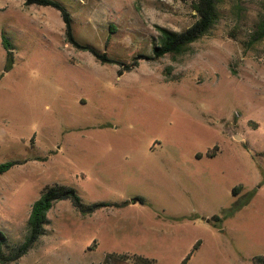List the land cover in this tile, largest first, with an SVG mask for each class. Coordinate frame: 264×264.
<instances>
[{"label": "rangeland", "instance_id": "1", "mask_svg": "<svg viewBox=\"0 0 264 264\" xmlns=\"http://www.w3.org/2000/svg\"><path fill=\"white\" fill-rule=\"evenodd\" d=\"M57 1L71 14L77 41L118 64L68 44L59 11L0 0V165L19 163L0 176L4 252L25 241L44 187H72L83 203H97L101 184L115 189L119 179L95 174L96 157L144 155L155 147L153 153L188 162L216 157L203 168L217 177L216 200H204L200 211L221 221L203 225L212 227L217 249L229 252L224 264L264 257V39L256 40L264 0H220L213 30L184 54L162 58L154 55L159 29H189L195 0ZM3 33L14 48L8 71ZM237 202L246 208L227 217ZM145 208L141 238L124 243L102 229L98 214L83 216L70 201L57 202L46 234L10 264H103L120 250L181 264L189 243L172 254L166 246L175 243L164 234L178 224L159 207ZM200 255L188 264H202Z\"/></svg>", "mask_w": 264, "mask_h": 264}, {"label": "crops", "instance_id": "2", "mask_svg": "<svg viewBox=\"0 0 264 264\" xmlns=\"http://www.w3.org/2000/svg\"><path fill=\"white\" fill-rule=\"evenodd\" d=\"M154 150L155 147H151V153L132 157L118 155L96 157L98 169L95 170V174L100 177L105 175L119 179L115 189L101 184V193L96 200L97 203L126 204L122 207H104L89 216L98 214L100 222L104 224L102 229L106 228L108 235L115 233L118 236L122 235L116 241L134 242L139 241L138 238H141L142 232L140 227L145 226V222L148 221L145 207L148 204L159 207L168 219L178 224V227L164 233L167 236L165 241L175 243L166 246L168 252L173 254L177 249L183 248L184 242L189 243L186 258L200 243L193 255L201 254L202 264H224L228 261L229 252L224 253L217 249L216 239L211 236L212 227L203 225L211 226L209 220L217 215L204 214L200 211L204 200L209 203H214L216 200V197H213V190L218 188L217 177H214L213 171L203 169L214 164L216 157L200 156L188 162L183 160V155H161L153 153ZM105 187H107L106 192ZM183 190L188 194L186 200ZM205 190H210L212 195L203 196ZM240 192L241 190L238 191V195ZM139 198L144 199L145 203L133 201ZM120 252L123 253L113 252V254L130 255L123 250ZM131 256L148 257V255L145 257L136 254ZM248 258L252 262L253 257L248 256ZM244 259H246L245 256L242 259L239 258L237 262L244 264Z\"/></svg>", "mask_w": 264, "mask_h": 264}, {"label": "trees", "instance_id": "3", "mask_svg": "<svg viewBox=\"0 0 264 264\" xmlns=\"http://www.w3.org/2000/svg\"><path fill=\"white\" fill-rule=\"evenodd\" d=\"M220 0H195L192 5V9L196 14V22L186 31L177 33L160 28L159 45L154 48V55L157 58H162L166 55L179 56L184 54L189 47L207 36L214 28L218 20V2ZM24 4L27 7L39 6V7H51L61 13L63 22L65 24V37L66 42L76 48L79 51L89 52L93 54L102 64H118L116 60H113L107 56L106 53L100 54L90 45H83L79 43L74 35L73 21L68 9L57 0H24ZM264 39V19L260 22L257 32L256 40ZM2 46L6 51L7 65L5 70H11L14 65V52L13 44L10 39L3 33L2 34ZM129 70V69H127ZM123 73H120L122 75ZM19 163L6 162L0 165V176L6 174ZM242 190L241 187H236L233 190L235 196L238 195V191ZM68 200L72 206L83 216H89L94 214L97 210L104 207H122L123 204H108V203H95L87 205L83 203L81 197L77 191L68 186L53 185L46 186L41 192L40 198L32 205L31 213L28 220V235L25 241L17 247L9 249L8 254L4 252V248L8 247L7 237L4 233L0 232V263L10 264L15 263L26 256L39 242L40 238L46 234L45 226L49 225L48 213L54 207L57 202ZM133 201H139L145 203L142 198L134 199ZM244 206L237 202L234 207L228 210L227 217L232 216L235 211L241 209ZM211 222H220L221 218L216 216L210 219ZM200 243H198L193 251L183 260L181 264H188L192 258L193 252L198 249ZM124 257V258H123ZM125 257H132L127 259ZM112 260L115 264H155L154 260H149L140 256H128L110 254L106 256L103 264H112ZM253 264H264L263 256H256L252 259Z\"/></svg>", "mask_w": 264, "mask_h": 264}, {"label": "water", "instance_id": "4", "mask_svg": "<svg viewBox=\"0 0 264 264\" xmlns=\"http://www.w3.org/2000/svg\"><path fill=\"white\" fill-rule=\"evenodd\" d=\"M237 139H238V137H237Z\"/></svg>", "mask_w": 264, "mask_h": 264}]
</instances>
